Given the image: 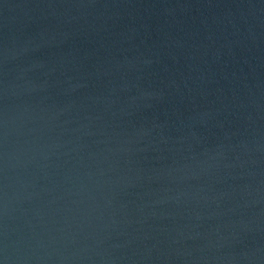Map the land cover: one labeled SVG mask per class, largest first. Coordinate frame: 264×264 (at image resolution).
<instances>
[{
	"label": "water",
	"instance_id": "95a60500",
	"mask_svg": "<svg viewBox=\"0 0 264 264\" xmlns=\"http://www.w3.org/2000/svg\"><path fill=\"white\" fill-rule=\"evenodd\" d=\"M0 264H264V0H0Z\"/></svg>",
	"mask_w": 264,
	"mask_h": 264
}]
</instances>
